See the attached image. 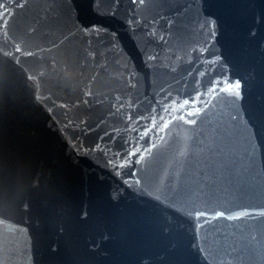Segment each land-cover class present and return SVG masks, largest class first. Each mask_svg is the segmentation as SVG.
<instances>
[{
    "label": "water",
    "instance_id": "95a60500",
    "mask_svg": "<svg viewBox=\"0 0 264 264\" xmlns=\"http://www.w3.org/2000/svg\"><path fill=\"white\" fill-rule=\"evenodd\" d=\"M0 264H264V0H0Z\"/></svg>",
    "mask_w": 264,
    "mask_h": 264
},
{
    "label": "snow or ice",
    "instance_id": "6c2138e0",
    "mask_svg": "<svg viewBox=\"0 0 264 264\" xmlns=\"http://www.w3.org/2000/svg\"><path fill=\"white\" fill-rule=\"evenodd\" d=\"M236 87L238 88V87H239V85H236Z\"/></svg>",
    "mask_w": 264,
    "mask_h": 264
}]
</instances>
